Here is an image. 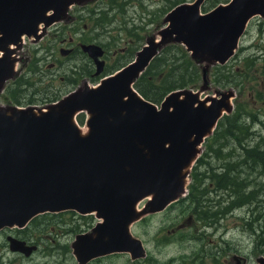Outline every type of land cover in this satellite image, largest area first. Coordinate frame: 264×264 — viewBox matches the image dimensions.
Here are the masks:
<instances>
[{
    "label": "water",
    "instance_id": "water-1",
    "mask_svg": "<svg viewBox=\"0 0 264 264\" xmlns=\"http://www.w3.org/2000/svg\"><path fill=\"white\" fill-rule=\"evenodd\" d=\"M78 1L0 0V93L16 73V50L24 36L39 38L42 26L66 18ZM203 2L173 8L166 26L147 38L135 60L101 85L81 87L45 111L0 106V229L25 227L45 212H95L103 222L74 244L80 263L113 252H129L133 259L146 255L143 241L131 232L141 217L137 205L148 197L144 212H161L184 196L200 146L233 110L234 92L201 98L209 66L228 61L247 22L264 17V0H233L205 14ZM174 42L205 62L204 84L199 91L171 92L159 107L134 83L160 49ZM81 47L96 63L95 75H101L103 47ZM84 110L86 133L76 121ZM9 240L11 250L25 256L37 248L13 236Z\"/></svg>",
    "mask_w": 264,
    "mask_h": 264
},
{
    "label": "rangeland",
    "instance_id": "rangeland-1",
    "mask_svg": "<svg viewBox=\"0 0 264 264\" xmlns=\"http://www.w3.org/2000/svg\"><path fill=\"white\" fill-rule=\"evenodd\" d=\"M175 1L178 0H91V2L85 5L83 8L84 10L81 11V15L83 16V21L80 23L81 33L87 41H95L106 48L111 57L110 65L114 64L111 67L113 68L119 63H124L129 59L131 55L130 48L132 46H137L138 40L139 44L137 48H141L146 43L148 37L158 33V30L163 27V19L166 15L165 11L173 6L171 3ZM192 1L193 0H186L185 2ZM111 6L113 7L111 8ZM76 7H72L71 13H74ZM210 8L209 4H207L202 8V12L208 11ZM259 18L262 20L260 16L254 17L252 19L253 21H251L247 27V37L243 40L245 50L241 55L243 60L241 70L244 72V69H246L243 73L245 80L244 86L237 90L236 96L234 94L235 98H231V105L238 102L247 103L246 108L242 110V114L244 113L246 116L241 117L239 120V124L243 127L237 133L239 136L244 137L243 141L245 144L249 145V147H256L258 143L264 145V109L257 110V108L263 105L261 103L262 100L254 103V99L250 93L252 89L246 88L247 83H255L258 85L259 91L261 90L264 95V59L259 58L256 63L250 62V59H253L251 55L255 54L259 56L262 49L257 45L259 35L263 33L260 26L261 20ZM84 23L86 24L85 28ZM132 31H135L137 36H133ZM57 43L58 41H55V44ZM26 44L31 45V47H33L32 50L36 51L35 48L37 44H32L31 40L25 38V43L16 50L18 60L16 68L18 71H20L21 67H25L23 64L25 61H21L19 55L22 56L23 53L28 51ZM122 48H124V50H121ZM20 49L22 50L20 51ZM116 51L117 55L114 59L113 54ZM82 54L83 55H80L82 60L89 64L91 58L85 53ZM58 55L62 57L59 53L57 56ZM37 57L40 59L37 62L39 68L37 70L38 73L47 75L56 74L58 77L61 75L65 77L72 75V68L66 65L58 66L53 70L48 68L52 63L58 62V59L54 56H49L41 52ZM246 59L249 60L246 62ZM74 60L75 59L72 61ZM65 62L68 63V59H66ZM233 68L236 69V67ZM223 74L228 76L226 71H224ZM31 75L32 74L29 76L32 77L35 82L32 87L28 88V92L46 84L45 80H38L40 75ZM252 78H254V81ZM66 79L67 82H69V79ZM99 80L98 78L95 82L91 81L90 84L95 85ZM67 82L58 80L56 82V87H61L65 90ZM202 84L203 82H201L200 85ZM221 87L223 86L216 83L217 89H221ZM215 90L213 91V88H211L210 91L206 90L201 92L200 96L203 99L208 95H213ZM64 92H66V90ZM6 94L7 92L5 93V91L0 94V105L14 104L9 101ZM159 106H161V104H159ZM225 115L227 116L228 114ZM86 118L87 117H85V120ZM255 118L256 120H254ZM76 121L83 133H86L89 129L86 121L80 123L78 118ZM214 135L215 131L212 132L210 136L206 138L203 145L200 146L198 157L206 153V149L208 148L207 145H211L212 140L214 142L212 138ZM238 135L236 134L234 136L238 137ZM237 142L236 139L229 140L224 150L225 154L221 158L211 154L209 157L210 164L206 163L203 168L209 169L213 173L217 172L219 170V164L222 163L223 160H228L231 157L228 154L231 151H236L235 159L231 161H241L237 158L241 159L243 156H237L241 154L243 150L238 144H235ZM214 145V148H217L216 143H214ZM261 148V152H264V147ZM258 153L259 154L256 156L261 157L260 152ZM241 166V177L250 182L248 191L254 188L258 191V196L255 198L254 204L243 205L231 209L218 220H214L215 222L212 223V226L207 227L201 224L198 226L195 222L193 223L192 220L187 221L193 213V208L189 202L173 203L161 212H151L149 208L144 212L149 200L148 197L144 198L137 205L138 210L141 212V217L134 221L131 232L135 237L143 241L146 255L140 259H133L129 252H115L99 256L97 259L91 260L87 264H238L239 262L242 264H260L259 260L264 258V253L260 252L263 247L262 240L264 239V235L260 237L259 234L262 224L261 221H257L255 225L253 222L249 225L248 221H252L253 214L251 209L257 206V203L260 205L262 204V200L264 201V191L261 190V185L264 183V175L262 166L259 164L254 166L251 165V163L243 164L242 162ZM192 170H190V174ZM208 182H210V180L206 181V183ZM190 183L191 177L189 176V183L185 195L188 193ZM211 188L213 189V185H211ZM225 191L226 190L220 195L224 196V199L227 201L229 192L225 193ZM220 195L216 192V189H214L211 194V199L218 200ZM261 212L260 208H257L255 217ZM61 214L63 215L58 217L52 216V214L47 216V213L45 215L43 214V216L40 215L35 219L36 221L30 225L29 228L42 237L39 238L41 242L39 252L30 258L11 251L9 245L5 244V237L1 236L0 264H82L77 259L73 243L76 241V237L79 234L78 232L83 231L87 227L85 226L79 230H73V226L66 225L63 222L65 219H70L71 214L65 212L59 215ZM87 216L89 217L88 221L98 220L95 214H88ZM40 222L44 223L39 225ZM252 226H255V231H253ZM44 246L51 247L49 254L43 252Z\"/></svg>",
    "mask_w": 264,
    "mask_h": 264
},
{
    "label": "flooded vegetation",
    "instance_id": "flooded-vegetation-1",
    "mask_svg": "<svg viewBox=\"0 0 264 264\" xmlns=\"http://www.w3.org/2000/svg\"><path fill=\"white\" fill-rule=\"evenodd\" d=\"M229 1L231 0H204V2L201 5V9L207 4H209V7H211L209 10H211L216 6L220 4L228 3ZM89 2H91V0H80L76 2L75 4L70 5L66 18H63L62 20H59L55 22L54 24L47 26L45 28L42 27V29L38 32V34L40 35L39 38L34 37L35 39L33 38L30 39L32 44H37L35 48L36 51L32 50L33 47H31V45L26 44L28 51L23 53L22 56L19 55V58H21V61H25L23 62L25 67H21L20 71H17L15 73L13 78L10 79L6 83L4 90L1 92L3 93L5 91L6 93L7 90L10 89L9 83L14 82V81L15 83H13V85L15 84V87L11 86V88L13 89L20 88L19 93L17 94V100L11 99V97L6 94V96L9 98V101L14 103V104H8L6 106H12L15 104L22 105V106L27 105V106H38V107L49 106L55 101L60 102L66 95L74 92L75 90L79 89L81 86H86L87 83L91 82L96 77L95 72L97 70V67H96V63L94 62V60L93 59L89 60V64H87L86 62L82 60L80 56V55H83L82 53H85L82 50V47H81L82 44H85V43L99 44L95 41L94 42L87 41L86 38L81 33L82 31H81L80 23L83 21V16L81 15V11L84 10L83 8ZM73 6L75 7L79 6V7H76L74 10V13H71V9ZM259 19L261 20V18ZM164 21L165 19H163V26L165 24ZM260 26H261L263 33L259 35L257 45L259 46V48H262V49H261L259 56L255 54L251 55V57L253 58V59H250L251 63H256V61L259 58L264 59V17H262ZM85 27H86V24L84 23V28ZM246 37H247V28L239 42L238 48L236 49L234 55H232V57L228 61H226L223 64H220V63L210 64L209 72H208L209 84L207 86L208 88L207 91H210L211 88H213V91L216 89L215 92H234L236 96L237 90L240 89V87L244 86L245 80H244L243 73L246 71V69H244V72L243 70H241L242 69L241 64L243 63L241 55L245 50V44H243V40H245ZM55 41H58V43L55 44ZM103 48L105 50V54L102 57V59L105 61L104 69L105 71H108L114 64L110 65L111 57L108 51L106 50V48L105 47ZM22 49H20V51ZM121 50H124V48H122ZM41 52H44L48 54L49 56H54L55 58L58 59V62L52 63L48 67L49 69L53 70V69H56L58 66L66 65L67 67L72 68V75L71 76L68 75L67 77L61 75L60 77H58L56 74H50V75L40 74V77L38 80H41V81L45 80L46 84L44 86L36 87L33 89V91L28 92V88L32 87L35 81L33 82L29 80V81H26L25 84L22 83L20 85H19V82L22 77L27 76V72H29V70L32 69L31 65L34 59L37 58V55ZM58 53L62 57H60L59 55L57 56ZM113 55L115 59L117 55V51L114 52ZM66 59H68V63L65 62ZM73 59L75 60L72 61ZM247 60L249 59H246V62ZM195 62L200 67V71L202 75L201 82H203L202 69H203V65L205 64V62H203L204 64L200 62L199 60H195ZM233 67H236V69H234ZM219 69L225 70L228 76L224 75L222 81L217 82L216 77H217L218 72L220 71ZM263 70H264V66H263ZM35 75H38V74H35ZM66 78L69 79V82H67ZM252 79L254 81V78ZM58 80L67 82V86H65L66 92H64L65 90L63 88L56 87V82ZM216 83H218L219 85L223 87H221V89H217ZM200 84H199V87H202V85ZM246 88L252 89L250 93L254 99V103H257L260 100H262L261 103L263 105L257 108V110L264 109V102H263L264 95L261 90L259 91L258 85L255 83H247ZM256 95L258 96V98ZM246 106H247V103H243V102L242 103L238 102L236 104L234 103L232 112H237L238 110L241 111L243 110V108H246ZM245 116L246 115L244 113L243 114L241 113L238 117H245ZM228 154L230 156V153ZM226 163H227V160H223L222 163L219 164L220 166H219L218 172L223 169L221 167L225 165ZM65 212H69V214L71 215H70V219L69 218L65 219L63 220V222L66 225L73 226V230H76V229L79 230L85 226L87 227L83 230L84 232L79 231L78 235L91 233L96 227V225L99 223V220L88 221L89 217L86 214L79 213L75 210L58 212V213L52 212L49 214L47 213V216L52 214V216L58 217V216L63 215V214L59 215L60 213H65ZM43 214L45 215L46 213L39 214L38 216L33 218L25 227L21 228V227L14 226V227H4L0 229V237L1 236L5 237V244L9 245V248H10V240H9L10 236L26 241L29 246H36L37 248L34 250L31 256H26V257L30 258L34 256L40 250L41 242L39 241V238H42V237L38 233L33 232L32 229H30L29 227L32 223H34V221H36L35 219L37 217H39L40 215L43 216ZM192 216L189 217L187 221L192 220L193 223L195 222L198 226L199 224H201L202 226H207V227L212 226V224H206L198 220L199 218L194 212L192 213ZM43 223L44 222H40L39 225ZM43 249H44L43 252L45 254H49L51 251V247L49 246H44ZM15 253L25 256L21 252H15Z\"/></svg>",
    "mask_w": 264,
    "mask_h": 264
},
{
    "label": "trees",
    "instance_id": "trees-1",
    "mask_svg": "<svg viewBox=\"0 0 264 264\" xmlns=\"http://www.w3.org/2000/svg\"><path fill=\"white\" fill-rule=\"evenodd\" d=\"M186 0H178L171 3V6L166 13L171 10L174 6L178 5L180 2ZM113 6H111L112 8ZM154 20V19H153ZM133 36H137L135 31H132ZM142 38V37H141ZM139 42V40H138ZM137 42V46L138 43ZM137 46H132L130 48L131 55L129 59L124 63H119L116 65L115 69H119L126 65L128 62L133 60L135 52L139 49ZM110 69L107 72L113 70ZM225 70H220L217 74V82L222 81L223 74ZM112 73V72H110ZM201 71L200 67L192 59L190 53L187 49L178 43H171L163 47L159 55H157L148 68L143 72V74L136 80L134 86L140 92V94L156 103L160 104L164 98L171 92L178 89L186 88H197L201 82ZM24 78L20 79L19 85L22 84ZM19 89L10 88L8 93L13 100H17V94ZM242 113V110H238L230 115H225L218 123L215 129V135L212 137L211 145H207L206 153L202 155L198 160L193 170L191 172V183L189 184V192L183 197L179 202L189 204L193 208V212L198 216V220L206 224H212L214 220H218L221 216H224L229 210L234 209L243 205H252L255 203V198L258 196V191L254 188L248 191L250 182L241 177V164L251 163V165H261L262 172L264 175V152H261V147L263 144L258 143L256 147H249L245 144L244 137L238 135V131L242 129V125L239 124L241 117H238ZM83 115L78 117L80 123L84 122ZM256 120V118L254 119ZM238 135L235 137L234 135ZM236 139L239 147L242 148L243 152L237 157L243 156V158H237L241 161L232 162L236 156V151L230 152V159L227 163L223 165V169L219 172H211V170L203 168L206 163L210 164L209 157L211 154L216 155L221 158L225 153V147L227 146L229 140ZM214 143H216L217 148H214ZM260 152L261 157L256 156ZM232 162V163H231ZM248 165V164H247ZM240 166V167H238ZM237 170V171H236ZM210 182L206 183V181ZM213 185V189L211 188ZM220 194L228 193V200L224 199V196H219L218 200L211 199V194L213 190ZM261 190L264 191V183L261 185ZM248 191V192H247ZM228 202V203H226ZM257 208H260V214L255 217V212ZM253 214L252 221H248L251 225H254L257 221H261L260 237L264 235V201L262 204L254 206L251 209ZM253 231H255V226ZM261 253H264V239L262 240Z\"/></svg>",
    "mask_w": 264,
    "mask_h": 264
}]
</instances>
